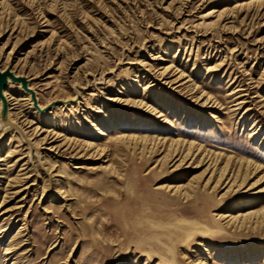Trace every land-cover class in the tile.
I'll return each instance as SVG.
<instances>
[{
    "label": "rangeland",
    "instance_id": "1",
    "mask_svg": "<svg viewBox=\"0 0 264 264\" xmlns=\"http://www.w3.org/2000/svg\"><path fill=\"white\" fill-rule=\"evenodd\" d=\"M0 68L34 89L0 103V264H264V0H0Z\"/></svg>",
    "mask_w": 264,
    "mask_h": 264
},
{
    "label": "bare ground",
    "instance_id": "2",
    "mask_svg": "<svg viewBox=\"0 0 264 264\" xmlns=\"http://www.w3.org/2000/svg\"><path fill=\"white\" fill-rule=\"evenodd\" d=\"M215 11V10H214ZM208 13V12H207ZM209 13H210V11H209ZM208 13V14H209ZM212 14V13H211ZM208 16V15H207ZM170 68V66L169 67H167L166 69H164L162 72L160 71V76H164V75H167V73H168V69ZM0 72L1 73H7V75H6V80H5V82H4V85H1V83H0V103L2 104V107H4L5 106V104H7V102H8V98H7V96H6V94H5V90H6V88L11 84V83H13V84H22V86H23V91L25 92V93H27V94H29L30 95V97H31V100H32V102L34 103V99H33V97H32V90H34L32 87H31V85H29V83H27V87H24L25 85V82L24 81H22L21 79H19V80H16L15 78H17V77H21L20 75H18V74H16L15 73V71H13V70H11V69H9V68H6V69H2V68H0ZM183 75V73H181V75L180 76H182ZM180 76L179 77H177L175 80H174V84L175 83H177L178 81H180ZM171 82V81H170ZM184 83V82H183ZM186 83V82H185ZM182 85V84H181ZM180 85V86H181ZM5 86V87H4ZM4 87V88H3ZM235 91H237V90H235ZM234 92V91H233ZM211 98V97H210ZM209 97L205 100V103L206 102H208V101H213L212 99H210ZM215 102V101H214ZM37 103V102H36ZM10 115V111L8 112H4V114H1V120H2V125H8V124H10L9 122V117H11V115ZM159 117H161V116H159ZM217 122H220L219 120H216ZM11 126V125H10ZM9 125H8V127H10ZM17 126V125H16ZM14 127V126H13ZM12 127V128H13ZM16 128V127H15ZM1 130H8L7 128H3V129H1ZM23 130V129H22ZM102 132V131H101ZM104 134V133H103ZM55 135H57V134H55ZM27 136V135H26ZM122 136V135H121ZM59 136H57V138H58ZM128 137V136H127ZM139 138L138 136H129V139L128 138H126V139H128V140H132L133 138ZM120 138V137H119ZM118 138V139H119ZM28 139H29V137H28ZM146 139V138H145ZM45 140H47V138H45L44 137V141ZM122 139H120V141H121ZM123 140H125V139H123ZM144 140V139H143ZM164 142H166V139L165 138H163L162 139ZM43 141V140H42ZM117 142V141H116ZM162 142V141H161ZM126 143V142H125ZM133 143H134V141H133ZM132 143V144H133ZM181 143V144H180ZM118 144V143H117ZM127 145H128V143H126ZM145 144V143H144ZM174 144H175V147H172V148H170V149H177V152H179V154H181V159H179L178 161L180 162L179 164H181V163H184L189 157H192V156H196V155H198V154H200L202 151H201V149H202V147L201 146H199V147H196V145H195V143H193V142H189V141H185V140H180V139H176V140H172V142L169 144L170 146L172 145V146H174ZM34 145V144H33ZM134 145V147L136 148V147H139L140 149H142L143 151H144V148H145V146H143V145H139V144H137V143H135V144H133ZM132 146V145H131ZM39 146H37V148H38ZM128 147V146H127ZM130 147V146H129ZM57 148H58V146H56L55 147V149L57 150ZM153 148H155L154 146H151V147H147L146 146V149H147V152L149 153V154H151L153 151H154V149ZM52 149V151H53V147L51 148ZM128 149V148H127ZM126 149V150H127ZM137 150V149H136ZM13 149H9V152H8V155H7V157L8 156H11L12 154H13ZM131 151V150H130ZM133 151V150H132ZM140 151V150H139ZM176 152V153H177ZM93 153H101V154H103V153H105V149H98V147L95 149V151L93 152ZM142 153V152H141ZM140 153V154H141ZM175 153V154H176ZM175 154L173 155V156H175ZM202 154V153H201ZM200 154V155H201ZM166 156H165V160H169L170 158H174L173 156L171 157V155L169 154V150H168V152L165 154ZM141 156V155H140ZM142 157V156H141ZM206 158H209L208 159V161L210 162L208 165H207V168H209V167H211V165H212V163H216V161L217 160H213V161H211V157H209V156H207L206 155V153H203V155L201 156V158L199 159V163H202V161L203 160H205ZM0 161H4V159H0ZM10 161H9V159H8V161H6V165L9 163ZM179 164L177 165V167L179 166ZM112 165H109L108 166V168H110V169H113V167H111ZM206 168V169H207ZM214 172V171H213ZM213 172H212V174H213ZM117 173H119V172H117ZM116 173V174H117ZM151 172L149 171V174H150ZM233 173V175L231 176V182L235 179V174H234V172H232ZM212 174H211V176H212ZM120 176H123V174H119ZM211 176H210V178H211ZM237 177V176H236ZM210 178L208 179V181L210 180ZM208 181H207V183H208ZM244 181V180H243ZM235 183V180L233 181V183L231 184V186L233 185ZM220 184V180H218L217 181V183H216V186L217 185H219ZM231 186L229 187V188H231ZM157 189H159V190H161L162 188L161 187H158ZM262 190H264V188H262ZM61 193L63 194V193H65L63 190H60V192H59V194L61 195ZM184 194V195H183ZM183 196H185V198H189L191 195H189V193L186 191V192H183ZM262 210H264V209H262ZM261 210V211H262ZM260 210L259 211H249V212H247V213H241V214H238V215H234V216H232V215H226V217H230V219L228 220V223H236L237 224V222H239V221H246V220H248L247 218H251L253 215H257L258 213H260L261 212ZM260 216H262L261 214H260ZM259 216V217H260ZM257 217V216H256ZM253 218V217H252ZM261 218V217H260ZM263 222H264V217L261 219ZM248 222V221H247ZM263 222H261V223H263ZM241 224H243V223H241ZM13 251H15L14 250V248H13V246H9L7 249H6V251H5V259L6 260H8L9 259V255L10 254H12L13 253ZM16 262H17V260H15L14 262H13V264H16Z\"/></svg>",
    "mask_w": 264,
    "mask_h": 264
},
{
    "label": "water",
    "instance_id": "3",
    "mask_svg": "<svg viewBox=\"0 0 264 264\" xmlns=\"http://www.w3.org/2000/svg\"><path fill=\"white\" fill-rule=\"evenodd\" d=\"M6 75H7V73H1L0 72V83H1V85H4V82H5V78H6ZM0 85V86H1Z\"/></svg>",
    "mask_w": 264,
    "mask_h": 264
}]
</instances>
